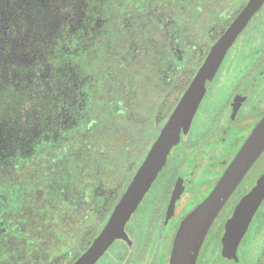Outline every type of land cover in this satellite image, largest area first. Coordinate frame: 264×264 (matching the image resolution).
Returning <instances> with one entry per match:
<instances>
[{"label":"flooded vegetation","instance_id":"obj_1","mask_svg":"<svg viewBox=\"0 0 264 264\" xmlns=\"http://www.w3.org/2000/svg\"><path fill=\"white\" fill-rule=\"evenodd\" d=\"M107 1L0 0V264H75L105 229L123 198L120 182L91 179L80 185L76 169L72 170L84 163L73 153V140L89 124L96 96L105 84L107 69L101 65L105 66L103 55L112 39ZM249 2L186 0L181 26L175 22L177 38L164 39L169 59L170 52L179 59L175 68L179 71L167 74L162 83L159 78L149 91L160 99L156 118L163 125ZM180 34L185 39H179ZM184 77L187 79L176 100L164 111ZM263 118L264 2L228 50L219 54L206 77L205 89L196 95L185 117L180 142L171 149L148 196L145 194L148 221L145 227L131 230V245L134 237L143 241L134 264H170L174 242L165 262L157 236L167 234L168 229L162 226L169 217L174 177L181 173L193 179L200 167L207 169V176L222 177ZM254 120L255 125L235 130ZM228 137L237 144L225 157L216 160L214 153L202 156L200 151L213 139ZM177 147L180 152L176 154L173 150ZM211 163L218 168L211 169ZM229 199L219 212H225L226 221L237 204L226 208ZM63 208L72 213L73 227L67 232L61 228ZM226 221L215 227L214 232L221 229L220 237ZM217 240L212 234L202 252L205 238L196 264H208L209 251L210 256L216 255ZM227 262L235 264L234 259ZM259 263L264 264V250Z\"/></svg>","mask_w":264,"mask_h":264},{"label":"trees","instance_id":"obj_2","mask_svg":"<svg viewBox=\"0 0 264 264\" xmlns=\"http://www.w3.org/2000/svg\"><path fill=\"white\" fill-rule=\"evenodd\" d=\"M185 2L107 1V13L112 15V39L111 47L103 55L105 66L101 65V68L107 69L104 71L105 84L98 91L89 124L73 140V153L84 160L83 165L72 169H76V180L80 185L91 179H102L109 184L112 181L120 182L125 188L133 179L137 170L129 167L137 163L144 142L154 139L163 126V122L156 118L160 99L149 91L152 84L159 82V78L162 83L167 74L179 71L175 69L179 59L172 52V59H169V51L164 47L167 41L164 39L177 38L178 33L175 32L184 20L181 13ZM146 22V33L142 37L155 39H133ZM175 22L179 27L175 26ZM124 75L126 79L123 81ZM156 75L158 81L155 80ZM116 77L120 80L116 81ZM130 127L135 131L132 139L126 137V130ZM112 131L118 135L115 140L109 134ZM71 219V209L63 208L62 230L67 232L73 227Z\"/></svg>","mask_w":264,"mask_h":264},{"label":"water","instance_id":"obj_3","mask_svg":"<svg viewBox=\"0 0 264 264\" xmlns=\"http://www.w3.org/2000/svg\"><path fill=\"white\" fill-rule=\"evenodd\" d=\"M263 2L264 0H250L223 35L221 41L214 46L188 93L174 111L165 137L143 164L139 174L137 173L135 176L123 198L117 204L105 229L75 264H84L86 261L96 262L119 238L124 231L128 217L138 207L165 166L171 149L180 142L185 117L193 105L196 95L205 89L206 77L219 54L228 50L236 36ZM263 151L264 118L254 128L211 193L182 220L174 240L170 264H196L199 251L213 221ZM263 201L264 173L257 179L252 189L241 197L232 215L225 223L224 233L221 237L223 252H228L229 259H234L235 264H241L238 256L239 246Z\"/></svg>","mask_w":264,"mask_h":264},{"label":"rangeland","instance_id":"obj_4","mask_svg":"<svg viewBox=\"0 0 264 264\" xmlns=\"http://www.w3.org/2000/svg\"><path fill=\"white\" fill-rule=\"evenodd\" d=\"M94 2H98L100 0H93ZM148 23L146 22V25L143 26L140 30L139 28H136L137 34L133 36V39H140L143 34L146 32ZM171 31L173 28L170 26L169 28ZM142 39H155L151 37H145L143 36ZM179 39H185L184 35H179ZM234 51H232V54ZM155 57V56H154ZM231 57V56H229ZM126 79V75L123 76V81ZM187 79V77H184L177 89L175 90L173 96L171 97L170 101L167 102L165 105L164 111H167L170 109L171 105L176 100L177 95L180 93L181 89L183 88L184 81ZM120 79L116 77V81H119ZM126 82V81H125ZM220 88L218 89V91ZM197 108L195 110H192L189 116H192L195 114ZM169 111V110H168ZM174 112V111H173ZM172 112V113H173ZM192 114V115H191ZM199 114V112H198ZM172 115V114H171ZM170 120H167L166 123L160 128L156 135L154 136V139H150L146 142H144L143 146L144 148L140 151L139 159L137 163L130 166L129 168L134 170L136 169V173L133 177V179L130 181L129 184L125 185V188L123 191L119 192V195L121 196L123 192L128 189L132 181L134 180L137 173L139 174L140 169L142 168L143 164L148 160L149 156L153 154L155 149L158 147L159 143L163 140L165 137V133L167 132L168 124ZM256 121H250L246 124H239L235 130L239 132L240 130L246 129L249 126L255 125ZM234 125L235 122H234ZM196 126V125H195ZM135 131L132 127L128 128L126 130V137L128 139H132L135 137L134 135ZM113 139L115 140L118 135H116V131H112L111 133ZM239 136V135H236ZM125 138V139H127ZM238 140H241V137L238 138ZM151 141L150 145L149 142ZM243 142V139H242ZM236 145L237 143L232 140V138L228 137L227 139L222 140L221 138L213 139L208 146H204L202 148V156H206L207 154L214 153V159L218 160L228 153V149H230L233 145ZM149 146V147H148ZM173 152H180V147H177L173 150ZM187 152V151H186ZM190 152H188L189 154ZM169 162L170 157H169ZM210 168H218V166H213L212 163L210 164ZM207 169L200 167L197 169L193 175V179H188L185 175L179 173L174 177V183L172 184V190L170 193V202L169 206L167 208V212L169 217L166 219V225L162 226L165 230H167L166 237L163 238L161 235L157 236V243L160 244L162 242V245L164 247L162 259L167 262V259L169 257L170 248L174 242L175 236L177 234L176 230L181 224V220H183V216L189 212H191L195 206L199 205L204 197H206L215 187V184L219 180V176L217 177H210L207 176L206 172ZM264 172V152L262 155L258 158V160L255 162V164L252 166V168L247 173L245 179L241 183V185L238 187V189L235 191L233 196H231V199H229V203L226 206V208L230 205H234L237 203V200L240 196H242L245 192L249 191L251 187H253V183L255 179L257 180L259 176ZM163 173L161 174V176ZM221 177V176H220ZM126 178V176H125ZM149 190L147 191L146 196L149 194ZM124 192V193H125ZM124 195V194H123ZM116 196V195H115ZM146 196L142 202V204L136 208L128 217L124 231L119 236L118 240L111 245V247L108 249V251L99 259V261L96 264H134V258L138 250L142 246V239L138 237H134L135 241L131 245L130 241L133 239L131 230L134 226H136L137 229H140L143 225L145 227L144 223L148 221L146 218L148 216V209L144 205L146 203ZM171 213V214H170ZM226 215L225 212L219 213L217 218L215 219L210 231L206 235V241L205 245L202 249V252L204 251V248L208 244V241L212 234H214L215 238H218L217 244L218 247H215L216 255H211V251H209V261L208 264H229L227 261L229 259V253L223 252V247L221 244V229L214 232L215 227L222 224L224 221H226ZM176 232V233H175ZM163 234V233H162ZM209 236V238H208ZM220 238V239H219ZM220 243V244H219ZM129 244V245H128ZM264 250V202L259 208L255 218L250 224V227L244 236L239 249V257L241 260V264H260L259 261L261 259V253ZM124 256V258H122ZM84 264H93L90 261H86ZM232 264V263H231Z\"/></svg>","mask_w":264,"mask_h":264}]
</instances>
